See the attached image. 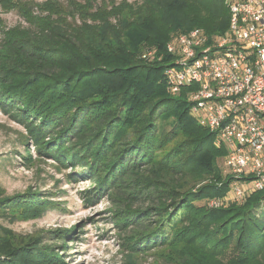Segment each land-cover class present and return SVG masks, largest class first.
Instances as JSON below:
<instances>
[{
    "label": "trees",
    "instance_id": "obj_1",
    "mask_svg": "<svg viewBox=\"0 0 264 264\" xmlns=\"http://www.w3.org/2000/svg\"><path fill=\"white\" fill-rule=\"evenodd\" d=\"M27 15L30 28L0 59V105L31 123L42 154L81 169L115 206L123 202L115 223L132 245L128 257L183 244L174 264H210L228 253L231 264H264V190L244 205L208 208L228 192L219 166L227 151L191 117L186 91L172 95L165 82L167 43L193 29L225 34L226 0H144L104 10L94 25L60 12ZM24 205L45 204L0 188V218L13 222L11 210ZM63 235L50 231L41 248L15 242L0 224V264H65L54 250Z\"/></svg>",
    "mask_w": 264,
    "mask_h": 264
},
{
    "label": "rangeland",
    "instance_id": "obj_2",
    "mask_svg": "<svg viewBox=\"0 0 264 264\" xmlns=\"http://www.w3.org/2000/svg\"><path fill=\"white\" fill-rule=\"evenodd\" d=\"M47 2L51 5H44ZM143 2L144 0H0V59L4 58L8 46L15 45V40L21 38V32L30 28L26 13L29 14L27 16L33 15L40 20L60 12L68 16L70 22L72 18H76L78 23L83 18H88L87 23L94 25L95 18L104 10L109 12L121 7L133 10ZM28 122L16 110L0 105L2 194L6 197L20 194L42 196L45 204L39 207L44 211H36V208L28 205L11 210V214L15 216L13 222L0 218V224L13 232L15 242L27 244L38 240L41 248H47V233L52 230L66 231L65 236H60L64 245L54 247L57 254H63L65 264L176 262L177 256L183 251V244L156 248L140 257H128L126 250H131L132 245L125 246L126 235L120 234L119 223H115L123 202L118 200V206H115L106 192L96 194V183L86 176H79L81 169L42 154L29 134L31 123L27 124ZM222 164L223 161L219 164L221 169ZM259 214L264 221V201ZM231 260L232 255L228 253L212 260L210 264H231Z\"/></svg>",
    "mask_w": 264,
    "mask_h": 264
},
{
    "label": "built area",
    "instance_id": "obj_3",
    "mask_svg": "<svg viewBox=\"0 0 264 264\" xmlns=\"http://www.w3.org/2000/svg\"><path fill=\"white\" fill-rule=\"evenodd\" d=\"M230 26L208 37L202 29L167 43L165 82L172 95L186 91L191 117L227 152L222 172L229 191L210 209L244 205L264 190V0H226ZM150 50L146 56L151 57ZM222 184H219L221 186Z\"/></svg>",
    "mask_w": 264,
    "mask_h": 264
}]
</instances>
